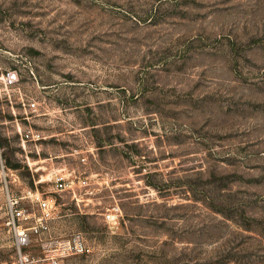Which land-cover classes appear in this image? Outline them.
<instances>
[{
    "label": "rangeland",
    "instance_id": "obj_1",
    "mask_svg": "<svg viewBox=\"0 0 264 264\" xmlns=\"http://www.w3.org/2000/svg\"><path fill=\"white\" fill-rule=\"evenodd\" d=\"M26 187L58 216L18 250ZM74 236L60 264H264V0H0V264Z\"/></svg>",
    "mask_w": 264,
    "mask_h": 264
},
{
    "label": "built area",
    "instance_id": "obj_2",
    "mask_svg": "<svg viewBox=\"0 0 264 264\" xmlns=\"http://www.w3.org/2000/svg\"><path fill=\"white\" fill-rule=\"evenodd\" d=\"M19 80V74L15 69H8L3 73V83L5 86H12ZM31 111H37L38 102L30 100L27 102ZM41 138L39 132L27 131L22 134V140H34ZM85 158H83V161ZM77 179L81 186H88L87 177L81 178L75 171L60 169L54 172L53 183L56 192H63L72 189V185ZM6 226L15 239L18 250L27 247L32 242V236H42L50 229V222L58 216L57 199L54 196L46 195L38 187H26L21 193L10 192L7 198ZM119 214L115 208H109L104 212V220L112 229L119 227ZM57 253L47 255L50 264H60V258L81 254L90 251V247L81 236L65 239L58 244ZM21 261L26 264L30 261L28 254L21 252Z\"/></svg>",
    "mask_w": 264,
    "mask_h": 264
}]
</instances>
